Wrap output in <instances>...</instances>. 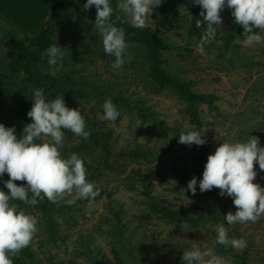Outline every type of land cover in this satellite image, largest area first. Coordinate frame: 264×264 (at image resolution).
I'll use <instances>...</instances> for the list:
<instances>
[{
    "label": "trees",
    "instance_id": "1",
    "mask_svg": "<svg viewBox=\"0 0 264 264\" xmlns=\"http://www.w3.org/2000/svg\"><path fill=\"white\" fill-rule=\"evenodd\" d=\"M85 3L83 0H0V123L6 127L14 126L15 134L20 138L25 125L32 122L27 112L32 107L33 91L36 88H43L48 100L63 95L66 106L79 109L84 116L86 130H90L91 135L85 140L70 130L62 129L65 133L64 139L80 138L81 141L72 150L61 148V155L67 158L71 153H76L83 158L86 179L94 182L100 189V194L94 200L81 199L73 205H68L65 201L51 203L46 198L39 200L36 206L13 201L37 217L38 232L30 245L20 251L18 257L10 258L13 264H41L44 257L49 264H166L169 251L175 250L177 242L162 240L158 243L153 241L152 236L139 235L137 232H140V228L134 226L135 219L129 216L130 209L128 210L124 203L114 196L112 190H106L104 186L108 182L107 175L121 176L132 162L149 163L153 161L151 156L158 155L152 151L135 149L126 156L124 151L119 154V157L124 159L123 162L120 158L117 162L111 161L109 156L112 150L113 130L97 117L99 113H104L102 105L111 97L120 113L118 119L123 117L122 110H127L130 113L136 111L144 120H152L153 128L157 123L161 124V121L138 91L130 89L126 82L119 78L116 81L105 78L102 83L100 78L87 75L83 73V68H78L77 65L80 63L85 67L96 65L99 55L100 59L110 62V56L105 53L102 38L95 28L96 8L92 6L91 11H85L83 10ZM109 3L114 9L111 21L117 27L124 28L126 42L135 45L129 47L127 54H136L140 58L131 59L130 67L136 68V65L140 64L141 72L142 68H145V73L143 72L145 78L143 80L141 78V81H146L145 87L151 93H158L164 89L176 91L187 103V112L192 120L203 125L200 109L205 104L213 107L219 96L196 91L195 81L185 77V71L176 70L169 64L166 50L170 49L171 43L166 32L152 26L133 27L129 18L116 8L118 0H109ZM170 6L193 13L192 26L196 27L197 20L203 21V17L200 16L201 7L194 5L192 0H162L161 5L156 8L160 10L164 8L165 11V8ZM75 13L78 17H74ZM117 16L120 17L119 20L116 19ZM232 19L220 37L223 41L221 46H218L220 51H233L237 38L243 36V27L235 23L233 16ZM201 28L195 29L199 32ZM54 43H58L66 53L62 61L63 68L57 76L49 74L48 58L44 55L46 49ZM222 55L221 51V57ZM233 58L231 55L232 61ZM114 70L119 72L117 69ZM88 111H92L93 115ZM257 125L260 126H256L250 135L262 136L264 123L260 122ZM262 142L264 143V139ZM262 142L259 141L260 144H263ZM208 152V146L196 145L187 155L172 154L163 160L167 165L175 167L179 157H182L184 164L179 171L182 181L188 184L192 175L197 178L196 194L193 196L191 191H187L191 203L186 207L166 199L162 200L158 194L156 195L151 182L148 181L147 170L141 166L130 169L129 174L123 178L125 181L133 179L129 185L144 194L140 217L143 216L146 223L151 222L154 216L160 218L166 224L165 228L169 229L170 235L182 233L180 224L183 221L189 226L187 233L210 229L212 236L206 240L208 244L198 243L202 249L212 248L218 255L224 257L228 264H264L263 240L260 244L254 236L245 238L247 247L243 250L214 243L218 225L228 227L230 239H239L241 227L238 224L229 227L224 219L229 211L233 213L236 211L231 197L226 196L228 199H225V196H220V190L217 188L203 193L199 190V181L202 179ZM190 163H193L194 169H191ZM103 177H106V182L99 183L103 181ZM7 179H9L7 173L0 177V190L6 193L9 192L4 184ZM135 180L138 181L137 184ZM15 183L23 186L27 182ZM262 183L260 186L264 187V182ZM102 197L109 200L104 204L105 210L99 215L101 223L97 228H91L87 232H78V238L74 236L73 239L71 230L78 227L81 224V216H86L91 210L88 205L98 202ZM38 236L41 238L37 240ZM99 237L107 240L113 259L107 256L98 240ZM37 244L38 246H35ZM189 246L191 248L190 244ZM52 247L58 250L55 251L51 249ZM61 251H68V262L62 258L56 260L57 254Z\"/></svg>",
    "mask_w": 264,
    "mask_h": 264
},
{
    "label": "clouds",
    "instance_id": "2",
    "mask_svg": "<svg viewBox=\"0 0 264 264\" xmlns=\"http://www.w3.org/2000/svg\"><path fill=\"white\" fill-rule=\"evenodd\" d=\"M192 2L201 7L200 16L203 17V21L197 20L196 27L201 28L202 23L206 22L199 42L201 55L204 54V46L216 38L223 23L221 12L225 7L232 10L235 23L243 27L244 38H237L241 46H264V0ZM161 3L162 0H118L116 8L130 19L133 27L143 28L150 11L152 13ZM92 6L96 8L95 28L102 38L104 51L115 58L112 67L119 70L126 59L131 60L128 49L135 45L127 43L124 28L117 27L111 21L114 9L109 0H86L83 10L87 11ZM254 28L259 31L253 32ZM216 42L223 43L222 40ZM44 55L48 58L49 74L57 76L63 68L66 53L58 43H54ZM32 101V107L27 112L32 122L25 125L20 138H17L14 126L6 127L0 123V177L5 173L9 176L4 181L9 192L0 190V264H13L10 256L18 257L38 232L37 217L13 201L36 206L39 200L46 198L51 203L65 201L73 205L81 199L94 200L100 194L99 187L86 179L85 160L76 153H71L67 158L61 155L65 137L62 129L70 130L85 140L91 135L90 130H86V121L79 109L67 107L63 95L46 99L43 88L33 91ZM102 107L104 119L115 122L120 113L112 98H107ZM208 131L207 128L182 131L178 143L202 146L207 142L204 134ZM254 162H258L259 169L264 170V147L260 146L259 138L252 135L244 141L223 140L207 157L199 190L203 193L217 188L220 196L227 195L233 199L235 213L229 211L224 216L229 227L237 223H255L264 216V187L254 183L257 175ZM16 181L27 183L18 186ZM187 189L193 196L196 194L195 176L189 180ZM188 227L187 223L181 222L182 231L187 232ZM214 243L240 250L247 247V241L243 238L230 239L228 227L223 224L216 228ZM182 264H228V261L212 248L202 249L193 243L190 250L183 251Z\"/></svg>",
    "mask_w": 264,
    "mask_h": 264
},
{
    "label": "rangeland",
    "instance_id": "3",
    "mask_svg": "<svg viewBox=\"0 0 264 264\" xmlns=\"http://www.w3.org/2000/svg\"><path fill=\"white\" fill-rule=\"evenodd\" d=\"M163 9L154 8L152 13L150 11L146 26H152L166 32L171 43L170 49L166 50L169 64L176 70L185 71L184 76L195 81L194 88L196 91L214 93L219 96L213 107L205 104L200 109L203 125L192 120L191 115L187 112V103L176 91L164 89L158 93H151L145 87L146 81H141V78L142 80L145 78L143 74L145 68L143 67L141 72L140 64H137L136 68H131L130 61L126 60L117 72L112 67L115 59L113 56L109 55L110 62H107L105 59H100L99 55L96 65L85 67L84 64L80 63L77 66L83 68V73L96 79L100 78L102 83L105 78H110L112 81L119 78L126 82L130 89H136L139 95L145 99L146 104L151 106L157 113L156 116L160 119L161 124L157 123L155 128H153L152 120H144L136 111L130 113L127 110H122L123 117L121 119L117 118L115 122L105 120L104 113L98 114L97 118L113 130L112 150L109 156L112 159L111 161L117 162L121 152L124 151L126 156L135 149L152 151L155 155H158L157 157L151 156L153 161L149 163L146 161L132 162L124 169L125 172L121 176L116 174L107 175L108 182L104 186H106V190H112L114 196L124 203L128 210L130 209L129 216L135 219L134 226L140 228V232H137L139 235L152 236L153 241L158 243H161L162 240L177 242L178 246L175 247V250L169 251L165 262L166 264H182L183 251L191 249L189 244L191 246L193 243L208 244V238L210 239L212 236L209 232L210 229L205 228L193 231V233L181 231L182 233L170 235L169 229L165 228L166 224L160 218L154 216L151 222L146 223L143 216L140 217L144 194L141 190L134 189L129 185L130 182H133V179L125 181L123 177H126L133 167L141 166L144 170H147L148 181L151 182L156 195L158 194L162 200L166 199L177 205L188 206L191 202L188 201L190 195L187 194V191L190 192V190L187 189L188 184L184 183L179 175V171L184 164L183 158L179 157L175 167L170 164L167 165L163 160L168 155H187L190 151H193L196 145L188 146L178 143L179 134L182 131H198L206 126L209 131L204 134L207 141L204 145L209 147V155L214 153L216 147L223 140L229 142L244 141L256 126H260L257 124L264 123V46L243 47L241 41L237 40L233 51L221 50L223 52L221 57V51L218 48L221 44H217L216 41L220 40L222 33L233 20L232 10L225 7L221 12L223 23L217 32L216 38L204 46V54L201 55L199 42L203 28L206 27V22L202 23L201 31L197 32L196 27L192 26L193 13L175 6L166 7L165 11ZM89 11H91V8ZM74 17H78L76 13ZM258 31V29H253V32ZM243 38L242 36L240 39ZM231 55L234 56L233 61L230 59ZM131 57L132 60H140L136 54L131 55ZM88 113L93 115L92 111H88ZM261 134L262 136L259 134L252 136H257L259 141L262 142L264 132H261ZM80 141V138L64 139L63 147L72 150V148L79 145ZM260 146L264 147V143ZM103 156L106 157V155ZM120 160L124 161L122 158ZM190 166L191 169H194L193 163H190ZM254 169L257 172L254 183L263 184L264 170L259 169L258 162H254ZM105 178L103 177V181L99 183H105ZM137 182L135 180L136 184ZM226 196L225 199L229 198V196ZM108 200V198L102 197L98 202L88 205L91 210L87 212L86 216H81V224L71 230L73 239L78 238V232L84 233L91 230V228L98 227L101 223L99 215L105 210L104 204ZM237 224L241 227L239 239L243 238L245 240V238L254 236L260 244L263 240L264 246V216L255 223ZM39 238L41 237L38 236L37 240ZM98 240H100L99 242L107 256L113 259V253L107 240L100 237ZM35 246H38V244ZM51 249L58 250L56 247ZM68 256V251H61L57 254L56 260L62 258L68 262ZM41 264H49L46 257H44Z\"/></svg>",
    "mask_w": 264,
    "mask_h": 264
}]
</instances>
